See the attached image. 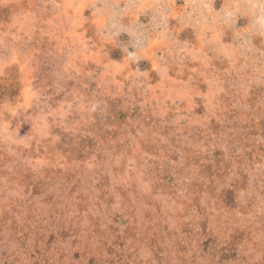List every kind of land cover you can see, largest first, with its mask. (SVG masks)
<instances>
[{"label": "clouds", "instance_id": "clouds-1", "mask_svg": "<svg viewBox=\"0 0 264 264\" xmlns=\"http://www.w3.org/2000/svg\"><path fill=\"white\" fill-rule=\"evenodd\" d=\"M0 264H264V0H0Z\"/></svg>", "mask_w": 264, "mask_h": 264}, {"label": "rangeland", "instance_id": "rangeland-1", "mask_svg": "<svg viewBox=\"0 0 264 264\" xmlns=\"http://www.w3.org/2000/svg\"><path fill=\"white\" fill-rule=\"evenodd\" d=\"M205 243L207 244V243H208V241H205Z\"/></svg>", "mask_w": 264, "mask_h": 264}]
</instances>
